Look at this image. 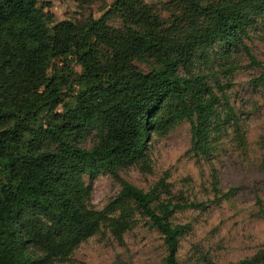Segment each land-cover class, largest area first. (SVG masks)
I'll list each match as a JSON object with an SVG mask.
<instances>
[{"label":"trees","instance_id":"obj_1","mask_svg":"<svg viewBox=\"0 0 264 264\" xmlns=\"http://www.w3.org/2000/svg\"><path fill=\"white\" fill-rule=\"evenodd\" d=\"M160 8L112 0L97 17L57 20L38 0H0V264L69 261L101 226L120 238L135 213L160 234L163 264H176L177 240L188 226L170 216L203 203L160 197V181L163 191H143L117 169L143 160L150 137L182 121L191 151L208 155L234 114L220 85L212 91L199 67L216 43L224 57L240 46L260 66L240 35L264 12V0H166ZM262 70L254 86H264ZM89 132L95 142L81 147ZM100 172L119 190L95 209L83 176ZM260 261L264 251L235 264Z\"/></svg>","mask_w":264,"mask_h":264},{"label":"rangeland","instance_id":"obj_2","mask_svg":"<svg viewBox=\"0 0 264 264\" xmlns=\"http://www.w3.org/2000/svg\"><path fill=\"white\" fill-rule=\"evenodd\" d=\"M111 1L79 7L74 0H38V6L57 20H74L88 12L99 16ZM143 1L161 9L166 0ZM159 13L167 15L162 10ZM108 23L118 25V20L110 17ZM240 40L260 66L252 65L240 46L224 57L221 43L210 49L206 64L198 66L212 91L219 93L220 85L234 114V121L210 142L213 148L208 155L191 151L188 123L182 121L163 135L151 136L143 160L117 169L121 179L143 191L154 186L163 191L160 181L166 188L160 197L203 203L170 216L172 223L188 226L177 240L176 264H235L264 251V86L251 82L264 68V12L245 26ZM136 66L148 70L141 63ZM235 127L241 138H237ZM95 140L94 132H89L78 144L88 148ZM83 180L89 187L88 202L95 209H102L119 190L118 182L106 172L91 178L84 175ZM134 219L120 238L101 226L77 244L69 261L55 264H163L160 234L144 217L135 213Z\"/></svg>","mask_w":264,"mask_h":264}]
</instances>
